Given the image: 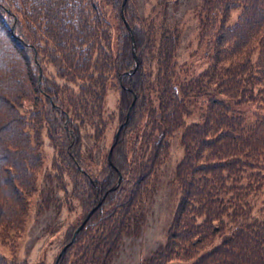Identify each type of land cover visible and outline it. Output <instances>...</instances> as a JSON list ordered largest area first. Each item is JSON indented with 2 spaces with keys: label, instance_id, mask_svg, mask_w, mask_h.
Wrapping results in <instances>:
<instances>
[{
  "label": "trees",
  "instance_id": "16d2710c",
  "mask_svg": "<svg viewBox=\"0 0 264 264\" xmlns=\"http://www.w3.org/2000/svg\"><path fill=\"white\" fill-rule=\"evenodd\" d=\"M122 1L108 0L113 33L100 0H0L2 243L15 254L26 230L46 127L64 161L59 179L69 173L84 218L100 202L58 264H111L124 235L140 229L138 208L169 138L181 130L178 203L165 241L141 264H264V0H202L199 34L213 37L211 59L188 78L175 59L179 26L161 21L159 27L154 17L140 15L135 0ZM45 58L77 88L50 79ZM110 84L119 87L124 123L111 161L107 155L101 174H94L81 161L80 128L88 116L101 118ZM206 96L199 120L187 122L192 102ZM28 101L33 106L24 113ZM252 102L259 110L250 118L234 109ZM16 261L0 254V264H23Z\"/></svg>",
  "mask_w": 264,
  "mask_h": 264
},
{
  "label": "rangeland",
  "instance_id": "374dc122",
  "mask_svg": "<svg viewBox=\"0 0 264 264\" xmlns=\"http://www.w3.org/2000/svg\"><path fill=\"white\" fill-rule=\"evenodd\" d=\"M100 2L115 33L117 29L112 6L108 0H100ZM201 2L202 0H169L164 5L163 0H135L140 15L154 17L156 21H159V27L163 21L166 27L178 25L181 29V39L175 59L182 78L198 74L210 63L213 37L211 34H206L201 39L199 34L200 26L196 11ZM239 12L240 8L232 11L231 22L236 19ZM42 68L50 79H56L62 85L69 83L75 89L77 88V84L59 77L54 64L46 58L43 60ZM213 95L224 98L221 93ZM119 96V87L110 84L104 96L101 118L88 116L80 128L81 161L83 166L94 174L98 172L101 174L105 167L110 146L120 127ZM207 97H202L199 102H192L193 114L186 117L187 122L199 120L202 110L201 102L204 104ZM27 106L33 105L30 102L27 103L22 109L24 113H27ZM234 109L241 112L246 110L249 118L253 111L259 110L254 102L236 105ZM78 121L80 122L81 119L78 118ZM180 132L181 130H178L169 138L168 152L152 177L151 192L138 208V212L143 213L140 229L124 235L111 264H141L156 247L165 241L179 199V189L174 176L176 165L183 155V147L179 140ZM42 140L44 166L39 175L37 193L31 198L27 227L18 242L16 253L11 254L0 238V254H3L10 262L17 260L16 262H23V264H54L70 229L78 226L86 213V209L72 192L69 173L67 171L63 173L62 182L59 179L61 176L58 174L61 171L58 167L63 166L64 161L46 127L42 130ZM63 182L67 186L66 189L60 187Z\"/></svg>",
  "mask_w": 264,
  "mask_h": 264
},
{
  "label": "water",
  "instance_id": "95a60500",
  "mask_svg": "<svg viewBox=\"0 0 264 264\" xmlns=\"http://www.w3.org/2000/svg\"><path fill=\"white\" fill-rule=\"evenodd\" d=\"M125 2H126V0H123V4H124ZM122 15H123V18H124V20H125V22H126L128 28H131V26L129 25L127 19L124 17V12H123V11H122ZM132 40H133V51H134V54H135V43H134V37L132 38ZM135 58H136V60H137L136 55H135ZM137 65H138V63L136 64V66H137ZM40 74H41V72H40ZM135 99H136V96H134V99H133V101H132V103H131L129 109H131V107L133 106ZM128 113H129V112H128ZM123 123H124V122H123ZM123 123L120 124V127L122 126ZM119 130H120V128L118 129V131H117L116 134H115V139L118 138ZM115 143H116V140L111 144L110 149H109L108 158H109L110 161H111L112 149H113ZM120 179H121V173H119L118 183H119ZM112 188H113V187H112ZM112 188H110V189H112ZM99 204H100V202H98L93 208H91V210L88 212L87 216L83 219V221H82V222H81V223L75 228L71 240H70L69 242H67L66 244L63 245V247L61 248V250H60V252H59V254H58V257H57V259H56V261H55L54 264H58V259H59V257L61 256V254L66 250L67 246H68L71 242H73V241L75 240V237H76L78 231L83 227V225H84V223L86 222V220L88 219L89 215L94 211V209H95Z\"/></svg>",
  "mask_w": 264,
  "mask_h": 264
}]
</instances>
